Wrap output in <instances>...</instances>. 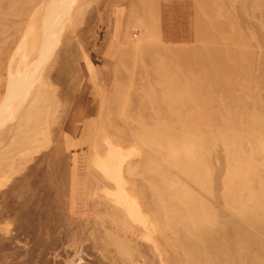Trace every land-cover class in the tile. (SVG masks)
I'll list each match as a JSON object with an SVG mask.
<instances>
[{
  "label": "rangeland",
  "instance_id": "obj_1",
  "mask_svg": "<svg viewBox=\"0 0 264 264\" xmlns=\"http://www.w3.org/2000/svg\"><path fill=\"white\" fill-rule=\"evenodd\" d=\"M48 2L0 0V109ZM69 3L0 123V264H264V0Z\"/></svg>",
  "mask_w": 264,
  "mask_h": 264
},
{
  "label": "bare ground",
  "instance_id": "obj_2",
  "mask_svg": "<svg viewBox=\"0 0 264 264\" xmlns=\"http://www.w3.org/2000/svg\"><path fill=\"white\" fill-rule=\"evenodd\" d=\"M69 1L70 0H49L48 4L47 3H46L47 5L45 4V6H46L45 12L43 14V18L38 23L37 36H36L35 42L33 44V50L37 54V58H36L34 64H32L31 66H28L29 68H27V69L25 68L22 72H15L11 76L10 83H11L13 89L8 88V90L6 92V98H5L3 105L1 106V109H0V123L5 119V116L7 115V112H6L7 109L5 107H7L9 104L12 105L15 102H17V103L22 102L24 100V98L28 95L31 83L34 80H38L35 78H36V76H38L39 70L49 60L54 49L57 46L58 31L60 30V28L62 26L61 23L63 22V18L66 15V12L68 11L67 7H68ZM41 11L42 10H40V14H41ZM32 16H33V14H32ZM76 103H77V101H76ZM87 108H88V105H87ZM11 110L12 109H10V111ZM88 112L91 113V110ZM152 145H153V143H152ZM167 152L165 153L166 155H168ZM257 205H259V203ZM243 217H244V215H243ZM249 227H251V226L249 225ZM189 236H190V234H189Z\"/></svg>",
  "mask_w": 264,
  "mask_h": 264
},
{
  "label": "crops",
  "instance_id": "obj_3",
  "mask_svg": "<svg viewBox=\"0 0 264 264\" xmlns=\"http://www.w3.org/2000/svg\"><path fill=\"white\" fill-rule=\"evenodd\" d=\"M172 40V39H171ZM77 101V103H76ZM76 101L73 104L72 110H71V114H70V119H69V123H68V128L70 129V134H73L74 132H76L79 127L77 126V122H80L79 120L82 119L83 121V129H90L92 126V116L94 113L97 112V109L95 111H91V113H89L88 111H90V101H88L87 105H88V110L85 109V105H86V101L84 98V94L81 93L77 98ZM96 105V104H95ZM87 108V106H86ZM85 109V110H84ZM86 112V115H84V113ZM82 128V127H81ZM72 130V131H71ZM85 133V132H84Z\"/></svg>",
  "mask_w": 264,
  "mask_h": 264
}]
</instances>
